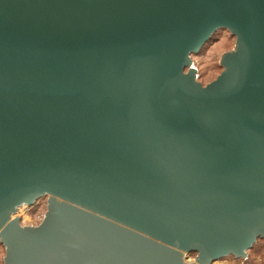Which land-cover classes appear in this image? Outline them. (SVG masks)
<instances>
[{
    "label": "water",
    "instance_id": "1",
    "mask_svg": "<svg viewBox=\"0 0 264 264\" xmlns=\"http://www.w3.org/2000/svg\"><path fill=\"white\" fill-rule=\"evenodd\" d=\"M259 238L264 0H0L4 264H212Z\"/></svg>",
    "mask_w": 264,
    "mask_h": 264
},
{
    "label": "rangeland",
    "instance_id": "2",
    "mask_svg": "<svg viewBox=\"0 0 264 264\" xmlns=\"http://www.w3.org/2000/svg\"><path fill=\"white\" fill-rule=\"evenodd\" d=\"M214 41L207 42L201 50V54L192 55L193 65L197 68V77L203 85L214 80L223 70L221 67L222 56L232 50L235 46L236 38L232 37L227 30L217 29L212 35ZM213 39V38H212ZM47 210V196L40 198L34 205L21 206L13 217H20L23 224H39ZM255 246L247 250V258L250 257L249 264H264V238L255 242ZM5 253V248L0 246V264ZM196 254H185L186 260L194 261ZM245 259L227 255L217 259L212 264H245Z\"/></svg>",
    "mask_w": 264,
    "mask_h": 264
},
{
    "label": "trees",
    "instance_id": "3",
    "mask_svg": "<svg viewBox=\"0 0 264 264\" xmlns=\"http://www.w3.org/2000/svg\"><path fill=\"white\" fill-rule=\"evenodd\" d=\"M221 29L227 30V31L230 33V35H231L232 37L236 38V36H235L234 34H232L228 29H225V28H221ZM212 38L214 39L215 37H211L208 41H210ZM208 41H207V42H208ZM207 42H206V43H207ZM206 43H205V44H206ZM205 44H204V45H205ZM204 45H203V46H204ZM203 46H202V47H203ZM201 49H202V48H201ZM201 49H200V50H201ZM199 52H200V51H199ZM192 55H193V54H192ZM221 67H223V66L221 65ZM198 76H200V75H198ZM259 239H260V238H259ZM259 239H258V241H259ZM255 244H256V243H254L253 247L255 246ZM0 246L3 247V248H5L4 245L1 243V241H0ZM192 254L195 255L196 252H192ZM4 256H5V253H4L3 257H2V264H4V260H3ZM247 260L250 261V257H248V258H246V259L244 260V261H245V264H249V263H247V262H248Z\"/></svg>",
    "mask_w": 264,
    "mask_h": 264
},
{
    "label": "built area",
    "instance_id": "4",
    "mask_svg": "<svg viewBox=\"0 0 264 264\" xmlns=\"http://www.w3.org/2000/svg\"><path fill=\"white\" fill-rule=\"evenodd\" d=\"M23 224V223H22ZM28 225H33V224H28ZM247 257L243 258V259H246Z\"/></svg>",
    "mask_w": 264,
    "mask_h": 264
}]
</instances>
